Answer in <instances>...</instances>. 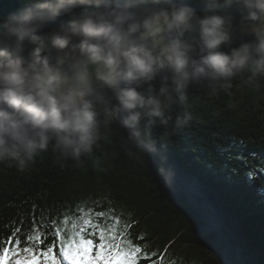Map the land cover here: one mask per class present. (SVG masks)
I'll list each match as a JSON object with an SVG mask.
<instances>
[{"label": "clouds", "instance_id": "obj_1", "mask_svg": "<svg viewBox=\"0 0 264 264\" xmlns=\"http://www.w3.org/2000/svg\"><path fill=\"white\" fill-rule=\"evenodd\" d=\"M21 0L0 14V164L51 149L97 168L106 130L155 155L156 128L185 126L190 91L264 82V0ZM236 15L239 19L236 20ZM67 18L62 20V18ZM249 39L233 47L234 34ZM133 154L132 151L129 152Z\"/></svg>", "mask_w": 264, "mask_h": 264}, {"label": "trees", "instance_id": "obj_2", "mask_svg": "<svg viewBox=\"0 0 264 264\" xmlns=\"http://www.w3.org/2000/svg\"><path fill=\"white\" fill-rule=\"evenodd\" d=\"M20 5L0 0V14ZM237 30L233 47L249 39ZM185 111V126H175L173 111L170 126L152 132L175 169L172 186L156 174L158 157L135 154L115 126L95 152L106 161L102 168L51 149L24 170L0 164V246L20 241L23 256L25 246L58 247L55 227L63 229L79 205L116 214L121 224L130 220L128 238L146 248L141 264H264V82L234 80L215 93L193 89ZM175 245L195 253L182 256Z\"/></svg>", "mask_w": 264, "mask_h": 264}, {"label": "snow or ice", "instance_id": "obj_3", "mask_svg": "<svg viewBox=\"0 0 264 264\" xmlns=\"http://www.w3.org/2000/svg\"><path fill=\"white\" fill-rule=\"evenodd\" d=\"M77 209L71 218L65 216L63 229L55 227L53 236L58 247L52 243L43 246V251H34L33 247L25 246L22 252L31 253V261L37 264H141V260L148 259L128 238L130 220L121 224V217L116 214L80 210L79 205ZM19 244L20 241H14L8 247L0 246V264H13ZM14 264H28V261L15 259Z\"/></svg>", "mask_w": 264, "mask_h": 264}, {"label": "rangeland", "instance_id": "obj_4", "mask_svg": "<svg viewBox=\"0 0 264 264\" xmlns=\"http://www.w3.org/2000/svg\"><path fill=\"white\" fill-rule=\"evenodd\" d=\"M237 32H238V34L241 36V34H240V32H239V30H237ZM37 237H40V233L38 234L37 233ZM140 247V246H139ZM175 247H177L178 248V250H179V253H180V255H185V254H187L188 253V251H192V252H194L195 253V251L194 250H189V248L186 246V245H175ZM141 248V250H142V253L143 252H146V248L145 247H140ZM15 259H25V260H27L28 261V264H37V262L36 261H31V253H27L26 255H17L16 257H14L13 258V264H14V261H15ZM5 264H7V262H5Z\"/></svg>", "mask_w": 264, "mask_h": 264}, {"label": "water", "instance_id": "obj_5", "mask_svg": "<svg viewBox=\"0 0 264 264\" xmlns=\"http://www.w3.org/2000/svg\"><path fill=\"white\" fill-rule=\"evenodd\" d=\"M192 6H193V5H192ZM193 7L200 8V7H202V6H193Z\"/></svg>", "mask_w": 264, "mask_h": 264}]
</instances>
